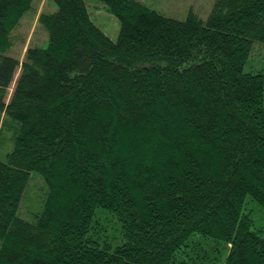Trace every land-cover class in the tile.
I'll return each instance as SVG.
<instances>
[{"label":"trees","instance_id":"trees-1","mask_svg":"<svg viewBox=\"0 0 264 264\" xmlns=\"http://www.w3.org/2000/svg\"><path fill=\"white\" fill-rule=\"evenodd\" d=\"M51 1L0 0V132L15 133L0 163L32 142L24 165L47 189L27 221L24 189L8 188L0 264H264L245 208L264 210V75L243 69L264 44V0H216L206 21L100 0L116 41L84 0ZM34 14L47 44L19 61L8 52ZM104 217L117 244L98 235Z\"/></svg>","mask_w":264,"mask_h":264},{"label":"rangeland","instance_id":"rangeland-1","mask_svg":"<svg viewBox=\"0 0 264 264\" xmlns=\"http://www.w3.org/2000/svg\"><path fill=\"white\" fill-rule=\"evenodd\" d=\"M138 1L167 17L184 20L189 12H193L203 21H206L216 0ZM84 2L91 21L111 40L116 41L120 28L118 18L108 12L105 4L100 0H84ZM33 5L36 6L37 12H40L41 10L53 12L56 10V5L51 0H34ZM35 15L36 14L32 15L31 19L26 17L21 21L18 32L20 39L17 41L13 49L8 52L9 55L19 59V61L23 60L25 50L29 46L38 44L44 47L47 44V34L43 28H38L37 25H35ZM243 69L244 72H260L264 75V44L259 42L253 43L251 52ZM18 73L19 70L17 69L13 81L10 84L6 102H8L11 96ZM12 132L13 130L7 124L0 132V160H2L4 155L7 152H10L13 148L15 133ZM12 137L13 140L11 141ZM31 147L32 142L27 143L26 140L20 138L16 144V149L13 152L11 160L8 163H0V169H5L7 171V176H3L0 173V179L3 180L2 182L0 180V201H4L3 199L6 197L8 188L20 187V189H24L25 195L21 201L18 215L27 221H31L33 215L40 212L47 190L42 177L36 172L31 173L29 165H24L28 156L30 158V153L28 155L26 153ZM22 153L24 154L22 155ZM245 208L250 211L249 213L252 219L251 228L264 229V210L249 197H247ZM100 219L105 229L98 230L99 237L103 241L108 240L113 242V244H117L119 242V225L116 223V220L112 217H104L103 219ZM218 247L222 249L221 243H219Z\"/></svg>","mask_w":264,"mask_h":264}]
</instances>
